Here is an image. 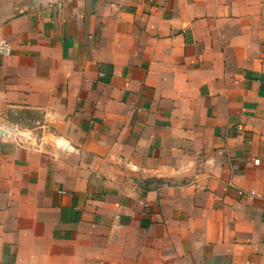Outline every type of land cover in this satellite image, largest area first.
I'll list each match as a JSON object with an SVG mask.
<instances>
[{
	"label": "crops",
	"instance_id": "obj_1",
	"mask_svg": "<svg viewBox=\"0 0 264 264\" xmlns=\"http://www.w3.org/2000/svg\"><path fill=\"white\" fill-rule=\"evenodd\" d=\"M0 264H264V0H0Z\"/></svg>",
	"mask_w": 264,
	"mask_h": 264
},
{
	"label": "built area",
	"instance_id": "obj_2",
	"mask_svg": "<svg viewBox=\"0 0 264 264\" xmlns=\"http://www.w3.org/2000/svg\"><path fill=\"white\" fill-rule=\"evenodd\" d=\"M12 49L11 41L7 37L0 36V56H9Z\"/></svg>",
	"mask_w": 264,
	"mask_h": 264
}]
</instances>
